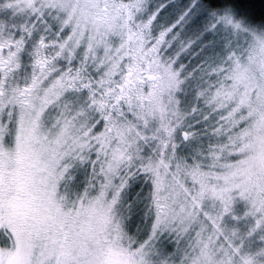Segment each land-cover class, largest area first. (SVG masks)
I'll list each match as a JSON object with an SVG mask.
<instances>
[{
  "label": "snow or ice",
  "instance_id": "1",
  "mask_svg": "<svg viewBox=\"0 0 264 264\" xmlns=\"http://www.w3.org/2000/svg\"><path fill=\"white\" fill-rule=\"evenodd\" d=\"M0 264H264V17L0 0Z\"/></svg>",
  "mask_w": 264,
  "mask_h": 264
},
{
  "label": "trees",
  "instance_id": "2",
  "mask_svg": "<svg viewBox=\"0 0 264 264\" xmlns=\"http://www.w3.org/2000/svg\"><path fill=\"white\" fill-rule=\"evenodd\" d=\"M239 10L250 18L264 17V0H238Z\"/></svg>",
  "mask_w": 264,
  "mask_h": 264
}]
</instances>
